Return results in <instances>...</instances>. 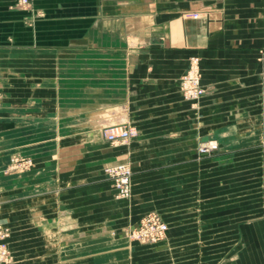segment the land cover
<instances>
[{
  "label": "crops",
  "instance_id": "crops-1",
  "mask_svg": "<svg viewBox=\"0 0 264 264\" xmlns=\"http://www.w3.org/2000/svg\"><path fill=\"white\" fill-rule=\"evenodd\" d=\"M0 0V200L14 264H264V0ZM193 57L205 94L181 92ZM136 135L112 144L114 126ZM218 150L200 155V144ZM12 154L26 172L3 173ZM132 168L117 198L105 169ZM156 212V245L125 231Z\"/></svg>",
  "mask_w": 264,
  "mask_h": 264
},
{
  "label": "built area",
  "instance_id": "built-area-1",
  "mask_svg": "<svg viewBox=\"0 0 264 264\" xmlns=\"http://www.w3.org/2000/svg\"><path fill=\"white\" fill-rule=\"evenodd\" d=\"M16 8L29 10L31 9V0H17ZM264 51V50H263ZM183 97L193 104H196L205 94L202 85L200 60L198 57L190 59L189 68L181 78L180 84ZM136 135V131L131 127L114 126L104 132L106 139L112 144L126 143L130 138ZM219 146L215 142H206L200 144L198 153L207 155L216 150ZM15 169L24 170L32 166V161L21 157L12 160ZM105 175L113 183L117 193V198L128 199L131 196L132 168L128 163H120L109 166L105 169ZM168 232L167 224L156 212H150L144 216L139 226L132 230L130 237L145 243L156 244L166 238ZM10 234L8 229L0 225V262H8L10 254L6 241Z\"/></svg>",
  "mask_w": 264,
  "mask_h": 264
},
{
  "label": "rangeland",
  "instance_id": "rangeland-1",
  "mask_svg": "<svg viewBox=\"0 0 264 264\" xmlns=\"http://www.w3.org/2000/svg\"><path fill=\"white\" fill-rule=\"evenodd\" d=\"M263 50H264V48H263ZM262 50V53H263V55H264V51ZM200 60V59H199ZM190 62V61H189ZM189 68V67H188ZM201 68V67H200ZM187 72V71H186ZM183 77V76H182ZM201 79H202V73H201ZM205 89V88H204ZM16 157H21V158H24V159H28V160H31L30 158H25V157H22V156H19L18 154H12L11 155V157H10V162H9V165L5 168V170L3 171V173H10V172H15V171H20V172H26V171H28V170H30L32 167H33V162H32V166H30L29 168H27V169H24V170H17V169H15V167H14V165H13V162H12V160H14V158H16ZM32 161V160H31ZM2 172H1V170H0V174H1ZM1 199V198H0ZM120 199V198H119ZM2 210H3V208H2V203H1V200H0V225L3 227V228H6V229H8V231H9V234H10V236H9V238L7 239V241H6V244H7V248H8V251H9V254H10V260L8 261V262H0V264H14V262H15V257H14V254H13V252H12V250H11V248H10V239H11V236H12V228H11V226H10V222L8 221V219L7 218H4L3 217V213H2ZM158 214V213H157ZM139 226V225H138ZM137 226V227H138ZM137 227H135V228H131V229H128L127 231H125L124 233H125V236L128 238V239H130V240H132V241H135V242H137V243H140V244H151V243H145V242H141V241H139V240H135L134 238H131L130 237V232L132 231V230H134V229H136ZM166 237H167V235H166ZM166 239V238H165ZM164 239V240H165ZM163 240V241H164ZM163 241H161V242H163ZM161 242H159V243H161ZM159 243H156V244H159ZM156 244H151V245H156Z\"/></svg>",
  "mask_w": 264,
  "mask_h": 264
}]
</instances>
